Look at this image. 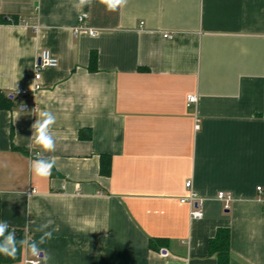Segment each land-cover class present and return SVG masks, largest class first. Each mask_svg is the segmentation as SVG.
I'll return each mask as SVG.
<instances>
[{"label": "crops", "instance_id": "obj_1", "mask_svg": "<svg viewBox=\"0 0 264 264\" xmlns=\"http://www.w3.org/2000/svg\"><path fill=\"white\" fill-rule=\"evenodd\" d=\"M77 2L0 0V93L13 104L0 109V220L27 242L14 264L45 232L39 264H217L219 229L228 264H264V0ZM43 49L58 66L33 92ZM42 111L56 116L47 178L30 168ZM188 181L200 219L180 202Z\"/></svg>", "mask_w": 264, "mask_h": 264}, {"label": "clouds", "instance_id": "obj_2", "mask_svg": "<svg viewBox=\"0 0 264 264\" xmlns=\"http://www.w3.org/2000/svg\"><path fill=\"white\" fill-rule=\"evenodd\" d=\"M103 4L107 6L109 11H116L127 4V0H101ZM92 0H78L74 5L77 10L82 9L86 5H90ZM40 118L37 119L32 125V135L30 139L33 144L37 146L39 151L37 152V159L31 162L30 168L35 176L47 178L51 175L52 169L56 166V158L49 156L44 158L42 153H53L56 150V140L52 134L51 128L56 122V116L50 111H42L39 114ZM52 221H48L46 224L41 225L38 231H42L47 228ZM52 233L45 232L39 241H33L30 245V253L37 260H32L29 264H38L39 259L47 261L49 257L45 254L42 256V250L39 247L40 244L46 242L47 239H51ZM21 244L27 243L21 241ZM17 240L14 231L9 230V223L6 220H0V255H4L10 258H15L17 253Z\"/></svg>", "mask_w": 264, "mask_h": 264}, {"label": "built area", "instance_id": "obj_3", "mask_svg": "<svg viewBox=\"0 0 264 264\" xmlns=\"http://www.w3.org/2000/svg\"><path fill=\"white\" fill-rule=\"evenodd\" d=\"M85 18L84 15H80L78 17V20L79 21H82L83 19ZM35 29H37L35 27ZM88 31V34L92 36H95L96 35V31L92 30V29H89L87 30ZM168 35L167 34H164L163 37H167ZM50 51L47 49H43L39 52L36 60H35V63H34V74H33V80H34V83H33V87H32V91H36L39 89V80L41 78V72L43 69H45L46 67L47 68H54V67H57L58 66V60L57 58H55L51 53H49ZM28 90L27 89H22L19 91V94L20 95H25L27 94ZM186 107H189L191 104H194L196 103L197 101V98H196V95H193V94H190V95H187L186 97ZM23 108H26V109H33L34 107L31 105V107H29V105H25L23 106ZM199 129V121L196 119L195 120V123H194V131H197ZM36 155H34L35 157ZM185 188H187V192H188V195L185 199L181 200L180 202L181 203H187L191 206L192 210L190 211V217L192 219H200L202 218L203 216V210H202V203H203V198L200 197L198 195L197 192H195L192 188V185H191V182L188 181L185 183ZM257 191L260 192L261 188L260 187H257L256 188ZM216 199L220 202H222L223 205V208L225 210H227L229 208V205L232 201V196L229 194V193H225V192H218L217 195H216ZM32 260H37L36 257H33L26 261L27 264H29L30 261ZM40 263V259L38 261V264Z\"/></svg>", "mask_w": 264, "mask_h": 264}, {"label": "trees", "instance_id": "obj_4", "mask_svg": "<svg viewBox=\"0 0 264 264\" xmlns=\"http://www.w3.org/2000/svg\"><path fill=\"white\" fill-rule=\"evenodd\" d=\"M96 61V55L92 53L90 57V69L94 68ZM13 106L11 100L6 98L2 93H0V109H9ZM80 137H83L82 133L80 132ZM109 158L107 156L102 157L100 173L103 175L109 174ZM55 173L52 172V175ZM14 231L17 240V253L15 258H10L4 255H0V264H14L20 261L21 259V251H22V244L20 243L23 241V233L18 230H11ZM159 245H162V241H157ZM150 247L154 248L153 241H150ZM209 253L215 255L217 264H228L230 258V234L227 229H219L217 230L213 239L209 241L208 244Z\"/></svg>", "mask_w": 264, "mask_h": 264}]
</instances>
